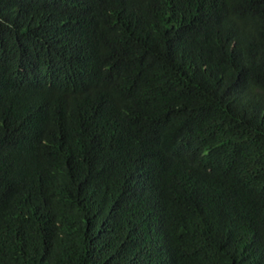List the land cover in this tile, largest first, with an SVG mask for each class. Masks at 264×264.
I'll return each mask as SVG.
<instances>
[{
    "label": "trees",
    "instance_id": "obj_1",
    "mask_svg": "<svg viewBox=\"0 0 264 264\" xmlns=\"http://www.w3.org/2000/svg\"><path fill=\"white\" fill-rule=\"evenodd\" d=\"M0 264H264V0H0Z\"/></svg>",
    "mask_w": 264,
    "mask_h": 264
}]
</instances>
